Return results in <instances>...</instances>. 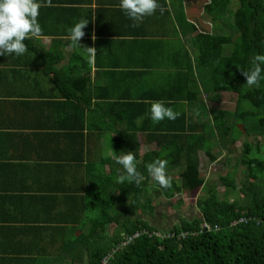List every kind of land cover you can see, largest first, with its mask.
<instances>
[{
  "label": "trees",
  "instance_id": "1",
  "mask_svg": "<svg viewBox=\"0 0 264 264\" xmlns=\"http://www.w3.org/2000/svg\"><path fill=\"white\" fill-rule=\"evenodd\" d=\"M69 1L72 5H78L85 0ZM56 2L57 0H51L50 5ZM159 3L164 11L161 13L158 9L157 12L167 19L166 22L173 26L178 36L182 33L184 38L192 39L195 49L193 59L189 50L180 46L181 51L178 49L176 55L182 54L179 59L182 64L177 62L176 65L173 62L177 60L175 57L167 59L168 64L172 66L170 69L167 64V69L173 77L182 79L181 86L184 89L182 94L175 98V102H169L165 98L161 100L179 115L175 120L165 119L154 123L150 119V106L147 103L128 102V106L133 110H126L137 113L142 119V124L133 126L127 134L118 132L114 140V151L117 154L116 159L129 151L134 152L138 171L144 179L139 185L119 183L120 190L114 192L113 196L116 200L127 202L128 216L131 212L141 216L133 220L128 217L114 221L98 209L102 216L93 224L97 230L94 232L96 238H89L81 231L74 232L69 238L81 246L79 253V247L76 246L73 254H67L69 264H75V259L78 260L76 264H100L103 257L124 239L122 233L133 234L142 228H148L152 232L155 230L148 224H140L143 217L154 214L157 199H172L183 191L197 189H201V195L197 198L199 214L192 218H182L180 224L172 228L176 235L179 232H188L185 238H161L155 233L143 234L135 242H128L129 245L116 252L108 264H264V80L259 87L248 86L243 75L244 70L254 67V57L264 54V0H208L204 5V12L211 17L210 32L199 31L196 24L189 20L185 0H170V4L167 0H159ZM43 4L48 12V0H42ZM74 9L77 10L76 7ZM220 20L226 23H221ZM38 21L43 34L40 38L25 41L28 52L20 57L13 53L9 57L4 56L5 60L0 61L1 65L9 63L10 72L13 73L9 82L22 75L25 61L32 65V69L31 66L26 68L22 82L15 86L16 91L13 93V105L21 108L22 112V106L29 108L31 101L38 99L40 95L49 96L51 84H59L57 71H54V76L50 79L46 67L42 66L44 54H48L42 44V37L53 36L59 29L55 25H48L47 28L43 20ZM124 34L136 35V32L125 31ZM136 41L142 42L138 38ZM147 42L154 44V50L155 44L162 47L168 45L166 40L159 43ZM140 51L138 63L133 66L143 68L148 65L152 50L150 48L149 51L147 45H142ZM158 60L162 61L163 58ZM89 65L75 63L68 69L79 88L78 92L65 94V99L69 105L74 106L75 113H80L81 118L89 100L97 97L108 98L115 92L114 87H117L109 84L103 88L104 92L100 91L102 94L98 93L97 86L92 90L81 88V84L89 80ZM36 70L41 71L46 79L40 80L36 77ZM4 75L8 76L6 70ZM226 92L237 95L234 111L212 106L218 103L221 93ZM72 97L77 98L79 102H71ZM83 102L84 106H81ZM55 104L46 102L45 106L48 109ZM123 105L126 107V103ZM36 109L44 115L43 108ZM44 117L49 122L44 119L42 125L41 120H37L35 125L28 127L33 131L32 134L41 133V130L45 133L48 125L55 128L53 118L47 113ZM199 118L206 120L199 123ZM238 119L241 120L243 129L238 128ZM76 124L70 134L83 135L85 122L82 119ZM51 136V133H47L45 146L43 147L41 141L36 148L40 151L47 149L55 140ZM140 136L144 139L145 148H148L143 155L140 154ZM241 140L242 151L237 156L232 171L220 178L221 184L208 180L202 171L205 167L204 158L213 163L224 151H238L236 143ZM157 159L167 161V173L172 180V187L169 189L159 187L147 171V166ZM227 159L229 161L225 162L228 164L231 159ZM13 160L10 156V162ZM18 165L19 163L12 165L17 174L0 179V209L3 213L0 224L4 225L11 220V214L5 207H12L15 212L13 220L17 221V216L26 206L42 203V213L23 219L30 226L24 233L25 241L21 243L31 242L42 247L40 243L54 235L53 239L57 241L54 247L62 245V249L67 233L76 231L69 228L86 225L89 222L87 216L84 219L68 215L61 220V211L55 213L56 207L53 201H49V194L31 186L23 176L22 166ZM237 170H242L241 180H237ZM123 174L126 175L124 172ZM177 179L180 183H177ZM111 180L114 181V178ZM220 185L225 186L223 193L220 192ZM105 190L109 194L113 192L111 187H105ZM220 194H226L227 199H222ZM47 202L50 203L49 208L45 207ZM242 215L248 216L246 220L236 226L232 225V222ZM62 222L69 228L65 225L59 226ZM108 223H118L123 228L121 231H114L111 236H106L105 224ZM205 223L210 224L212 229H208ZM216 226H219L218 230L215 229ZM10 233L17 235L18 227H11ZM2 239H11L8 230L3 232ZM82 247L87 248L88 258H85Z\"/></svg>",
  "mask_w": 264,
  "mask_h": 264
},
{
  "label": "crops",
  "instance_id": "2",
  "mask_svg": "<svg viewBox=\"0 0 264 264\" xmlns=\"http://www.w3.org/2000/svg\"><path fill=\"white\" fill-rule=\"evenodd\" d=\"M167 2L170 4V0ZM71 3L69 0H57L55 4L50 5L48 12L46 5L43 4L38 17V20H43L47 28L48 25H55L59 29V32L53 36L42 37L45 52H48L44 54L42 66L46 67L50 79L53 78L54 71H57L59 84L57 85V82L51 84L49 92L54 97L40 95L41 98L39 96L38 99L31 101L29 108L22 106V112L21 108L13 105L15 100L13 93L16 91L15 86L22 82L26 68L31 66L32 69V65L29 61H25L22 75L18 76L17 80L9 82L13 77L9 63L2 64L3 66L0 64V179L13 176L15 167L12 165L19 163L18 167L22 166L21 171H24L23 176L28 183L35 189L49 194V201H53L56 207L55 213L61 211V220L68 215L84 219L87 216L89 222L82 226L76 225L75 229L69 228L62 222L63 224L59 226L65 225L69 230H76L67 233L63 248L61 249L62 245L54 247L57 244V241L53 239L54 235L49 240L41 241V247L31 242H21L25 241L24 233L30 226L23 219L42 213V203L26 206L25 210L17 216V221L13 220L15 212L12 211V207H5L11 214V220L4 225L0 224V264H69L67 254H73L76 246L79 247L78 253L81 248L69 238L78 231L87 234L89 238H96L94 232L97 230L93 224L102 216L98 209L114 221L128 217L133 220L141 216V214L134 215L132 212L128 216L127 202L116 200L113 196L114 192L120 190L118 181L119 176L123 174L122 166L116 162L114 140L118 132L127 134L133 126L138 127L142 124V119L137 113L126 110H133L128 106V102H145L151 106L156 101L164 102L161 98L175 102V98L182 94L183 81L180 77L172 76L171 71L167 69V59L175 57L177 60L173 62L176 65L177 62L182 64L179 61L182 54L176 55L180 46L186 47L193 59L195 56L192 39L184 38L182 33L178 36L173 26L158 12L153 16L145 17L142 22H137L131 20L120 9V0H85L78 5ZM185 3L186 14L189 20L193 21L188 14L193 4L191 0H185ZM75 7L77 10L74 9ZM169 11L171 12V6ZM84 18L89 23L81 43L96 48L95 61L91 65L82 55L84 46H74L69 35L70 29ZM204 22H209L204 28L196 22L199 30L212 26L210 20H204ZM125 31H134L136 35L125 36ZM93 33L96 36L95 41L92 39ZM136 38L142 42L136 41ZM162 40L168 41V45L162 47L155 44V50L154 44L147 42L159 43ZM142 45H147L149 51L150 48L152 50V57L149 58L148 65L143 68L133 66L138 63ZM160 57L163 58L162 61L158 60ZM3 60L5 57L0 56V61ZM75 63L91 66L88 82L81 84L84 90H92L94 86H97L98 93L102 94L100 91L109 84L117 86L114 87L115 92L111 93L110 97L89 100L85 106L86 111L81 114L83 118L80 113L74 112V106L69 105L65 99L67 98L65 94L78 92V83L68 71ZM169 67L171 69L172 66L169 65ZM5 70L9 77L4 75ZM34 74L40 80L46 79L41 71L36 70ZM223 96L224 93H221L220 102ZM71 99L73 103L78 101L74 97ZM46 102L56 104L47 109ZM125 103L126 107L123 105ZM82 105L84 106V102L81 103ZM36 107L43 108L44 115ZM46 113L53 118L55 128L48 125L45 133L41 130V133L32 134L33 131L28 127L35 125L37 120H41L43 125L44 119L47 120L44 117ZM82 119L85 122L83 135L70 134L73 132L71 131L73 126ZM205 120L206 118H199L198 122L203 123ZM237 124L239 128L240 125ZM47 133H51L53 135L51 138L55 140L48 145L47 149L40 151L36 147L41 141L43 147L45 146ZM139 139L140 154L143 155L148 148H145L144 139L141 136ZM107 152H111L112 155H106ZM10 156L14 159L11 162ZM225 157L226 151L221 160ZM218 161L219 159L216 162ZM111 178H114V181ZM105 187H111L113 192L109 194ZM185 194L189 196L183 197V200L189 199L190 196L196 197L197 200L199 191ZM45 207L49 208L50 203L47 202ZM2 214L0 209V221ZM13 226L18 227L17 235L10 233ZM5 230H8L11 235L8 241L2 239ZM105 230L106 236H110L112 233L110 223L109 226L105 224ZM53 249L57 250V253L53 252ZM83 250L85 258H88L87 248ZM56 254L58 255L54 258ZM77 261L75 259V264Z\"/></svg>",
  "mask_w": 264,
  "mask_h": 264
},
{
  "label": "clouds",
  "instance_id": "3",
  "mask_svg": "<svg viewBox=\"0 0 264 264\" xmlns=\"http://www.w3.org/2000/svg\"><path fill=\"white\" fill-rule=\"evenodd\" d=\"M49 6L51 0H48ZM42 0H0V56H7L15 54L17 57L23 56L28 52V46L25 43L26 40H31L33 38H40L42 36V27L38 21L40 15V9L42 7ZM120 9L128 16L131 20L142 22L145 17L153 16L157 10L163 13L164 8L159 3V0H120L119 4ZM191 18V17H190ZM194 22V19L191 18ZM211 21V19H210ZM89 21L87 19H82L77 22L69 32L71 42L74 46H84L82 49V55L88 64H93L96 56V48L87 46L81 43L82 38L86 35L85 28L88 25ZM198 28L196 22H194ZM211 31L212 27L201 29L199 31ZM93 41H95L96 36L93 33ZM243 75L246 78V84L248 86L259 87L262 80H264V54H257L254 57V67L248 70L243 71ZM231 93V92H226ZM220 102V101H219ZM150 119L154 123H159L161 121L175 120L178 117V113L175 112L171 107L165 105L163 101L153 102L149 109ZM106 155H112L111 152H107ZM218 160V159H217ZM216 160V161H217ZM211 163L209 170L211 169L214 163ZM116 162L122 166L123 172L119 176V183L123 184L125 182L135 183L139 185L144 177L138 171L136 156L134 152L129 151L127 154L119 156ZM226 162H223V166H226ZM147 171L152 179L158 183L159 187L163 189H169L172 187L171 177L167 173V161L163 159H157L153 163L147 166ZM223 177V176H222ZM177 183H180V180L177 179ZM199 191V196L201 195V189ZM195 191H183L178 195L183 194L184 192H195ZM174 197V198H175ZM197 201V200H196ZM153 215V214H152ZM149 215V216H152ZM248 216L242 215L235 220L241 218H247ZM141 225H149L154 227L155 230L150 231L148 228H142L134 232L133 234L122 233L123 240L117 244L113 250L107 253L100 264H108L113 257V255L118 252L121 248L129 245L128 242H135L137 238H140L143 234L153 235L155 233L161 238L169 237H178L185 238L189 233L188 232H179L177 235L172 231V229H167L165 231H160L161 229L153 225L146 216L142 218ZM109 224V223H108ZM112 227V233L117 231L115 224L110 223ZM241 224V223H239ZM111 233V235H112ZM182 233H187L185 237L182 236ZM110 235V236H111Z\"/></svg>",
  "mask_w": 264,
  "mask_h": 264
},
{
  "label": "rangeland",
  "instance_id": "4",
  "mask_svg": "<svg viewBox=\"0 0 264 264\" xmlns=\"http://www.w3.org/2000/svg\"><path fill=\"white\" fill-rule=\"evenodd\" d=\"M208 0H191L193 7L189 12L188 8V14L191 18L194 19L195 22L199 24L201 28H204L208 26V23L204 22L209 21L211 17L204 12V5L206 4ZM235 9L237 7L233 6ZM193 12V14H191ZM232 14V13H231ZM221 23H224L225 21L220 20ZM226 23V22H225ZM230 33V32H229ZM221 40V39H220ZM228 46V45H226ZM236 101H237V95L233 93H224L222 102L214 103L212 106H215L216 108H222L226 110L234 111L236 109ZM239 125L241 124V120L238 119ZM241 129H243V126L240 125ZM252 139V138H251ZM236 146H238V151L234 150V152H226L225 159H222L223 154H219L218 159L219 162L216 164L214 163L209 170V167L211 166V161L207 158H204L205 167L202 171L205 172L208 180L216 181L217 183L221 184L220 178L230 171H232L233 166L235 164V161L237 159V156L240 155L242 151V140L238 141L236 143ZM236 151V152H235ZM230 158L231 161L226 164V166H223L224 161H229ZM237 180H241L243 178L242 170H237L236 172ZM220 192L223 193L225 186L220 185L219 186ZM184 192L181 195H178L175 198L172 199H166V198H159L156 200L157 206L154 214L152 216H146V218L157 228L161 229L160 231H165L172 229L176 225H179L182 221V218H189L194 217L199 214L200 210L197 206L196 197L190 196L189 199L183 200V197H188V194H185ZM189 193V192H188ZM220 197L222 199H227L226 194H220ZM196 201V203H195ZM182 202V203H181ZM109 226V224H107ZM115 228L117 231H121L123 226H120L118 224H115ZM53 252L57 253V250L53 249ZM58 254L54 256L56 258Z\"/></svg>",
  "mask_w": 264,
  "mask_h": 264
},
{
  "label": "built area",
  "instance_id": "5",
  "mask_svg": "<svg viewBox=\"0 0 264 264\" xmlns=\"http://www.w3.org/2000/svg\"><path fill=\"white\" fill-rule=\"evenodd\" d=\"M245 220H246V218H241V219H239V220H235V221L232 222V225L236 226V225H238L239 223L244 222ZM205 226H206L208 229H212L211 225L208 224V223H205ZM215 229L218 230V229H219V226H216ZM186 235H187V233H182V236H183V237H185ZM105 263H106V261L104 262V264H105Z\"/></svg>",
  "mask_w": 264,
  "mask_h": 264
}]
</instances>
